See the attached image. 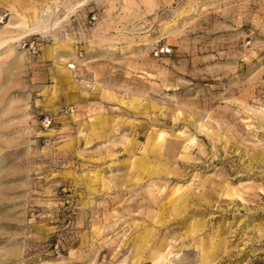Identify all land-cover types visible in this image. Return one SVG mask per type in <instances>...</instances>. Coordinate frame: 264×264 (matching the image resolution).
Instances as JSON below:
<instances>
[{
  "label": "rangeland",
  "instance_id": "rangeland-1",
  "mask_svg": "<svg viewBox=\"0 0 264 264\" xmlns=\"http://www.w3.org/2000/svg\"><path fill=\"white\" fill-rule=\"evenodd\" d=\"M4 14L0 264H264V0Z\"/></svg>",
  "mask_w": 264,
  "mask_h": 264
},
{
  "label": "built area",
  "instance_id": "built-area-1",
  "mask_svg": "<svg viewBox=\"0 0 264 264\" xmlns=\"http://www.w3.org/2000/svg\"><path fill=\"white\" fill-rule=\"evenodd\" d=\"M5 17H6L5 14L3 16H0V23L3 22ZM31 52H32V54H36V50L33 47H31ZM73 68H74V66H70V69H73ZM42 123H43L44 126H49L51 122H50V120L47 117H45L43 119Z\"/></svg>",
  "mask_w": 264,
  "mask_h": 264
}]
</instances>
